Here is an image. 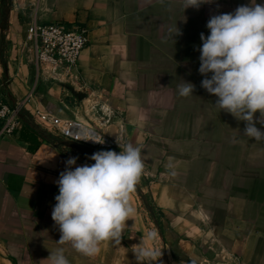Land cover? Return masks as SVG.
I'll use <instances>...</instances> for the list:
<instances>
[{
	"label": "crops",
	"instance_id": "obj_1",
	"mask_svg": "<svg viewBox=\"0 0 264 264\" xmlns=\"http://www.w3.org/2000/svg\"><path fill=\"white\" fill-rule=\"evenodd\" d=\"M220 3L0 0V100L24 102L47 132L34 110L91 122L120 145H141L144 159L121 237L85 256L59 241L51 211L66 159L92 164L93 152L43 132L32 151L21 129L0 137V264H48L58 247L70 264H145L140 247L160 249L151 264H264V139L243 134L246 122L215 104L198 72L200 33ZM56 21L88 30L76 68L58 80L35 63L30 32ZM182 79L193 95L178 94ZM145 194L162 213L161 231Z\"/></svg>",
	"mask_w": 264,
	"mask_h": 264
},
{
	"label": "clouds",
	"instance_id": "obj_2",
	"mask_svg": "<svg viewBox=\"0 0 264 264\" xmlns=\"http://www.w3.org/2000/svg\"><path fill=\"white\" fill-rule=\"evenodd\" d=\"M211 2L183 0V8ZM206 28L207 36L200 33L198 72L204 77L201 87L217 97L215 104L221 110L246 122L244 135L264 139V130L256 126L264 125V0H249L234 11L211 15ZM194 87L182 79L178 94L193 95ZM257 112L259 117L254 120ZM77 139L104 143L102 136L93 133ZM119 147V152H93L88 157L94 161L92 164L77 165V156L68 157L55 181L58 194L54 196L51 217L59 227V241L70 243L85 256L96 255L102 241L119 239L125 221L134 211L130 196L144 170L142 146L129 142ZM149 238L154 240V234ZM160 256L156 247H140L135 252L136 260L145 264ZM45 259L48 264H70L63 247Z\"/></svg>",
	"mask_w": 264,
	"mask_h": 264
},
{
	"label": "built area",
	"instance_id": "obj_3",
	"mask_svg": "<svg viewBox=\"0 0 264 264\" xmlns=\"http://www.w3.org/2000/svg\"><path fill=\"white\" fill-rule=\"evenodd\" d=\"M31 47L35 63L41 68L50 70L54 80L57 76L71 75V70L77 66L81 51L88 43V30L79 25H67L56 21L48 24H34L31 29ZM30 91L26 101L32 96ZM24 102L11 103L6 98L0 100V137L13 135L22 127L19 116ZM31 119L40 126L47 128L54 137L75 146L89 148L92 152L101 149L119 151V143L91 122L78 117L62 118L48 111L34 110ZM93 133L102 136L104 143L77 139L80 136ZM122 146V145H121Z\"/></svg>",
	"mask_w": 264,
	"mask_h": 264
},
{
	"label": "trees",
	"instance_id": "obj_4",
	"mask_svg": "<svg viewBox=\"0 0 264 264\" xmlns=\"http://www.w3.org/2000/svg\"><path fill=\"white\" fill-rule=\"evenodd\" d=\"M6 18V11L2 12L0 14V22L1 24H4ZM21 120H22V132L20 133V138L24 141H26L28 143V148L30 151L34 150V146L37 147L38 145V136L40 135L41 132H43V138L48 140L50 138L53 137L52 134H50L49 132L45 131V130H41V128H38L37 126L34 125V123L32 124V122L29 121L30 116L27 114V112L25 110H22L19 114ZM53 140V139H52ZM136 191H138V193H140L137 185L135 187ZM142 199L144 201V204L146 206V209L148 211V213L150 214V216L153 215V209H152V205L149 201H147V197L142 195Z\"/></svg>",
	"mask_w": 264,
	"mask_h": 264
},
{
	"label": "rangeland",
	"instance_id": "obj_5",
	"mask_svg": "<svg viewBox=\"0 0 264 264\" xmlns=\"http://www.w3.org/2000/svg\"><path fill=\"white\" fill-rule=\"evenodd\" d=\"M249 2V0H221V3H220V6H219V10L220 12H231V11H234L235 8L238 6V5H241V4H247ZM257 3H260L262 2V0H256ZM146 196V194H145ZM147 201H150V199L147 197ZM152 205V203H151ZM152 209H153V219L155 220V225L157 227V229L159 231H161V227H160V220L162 218V213L160 212V210L154 208L152 206Z\"/></svg>",
	"mask_w": 264,
	"mask_h": 264
}]
</instances>
